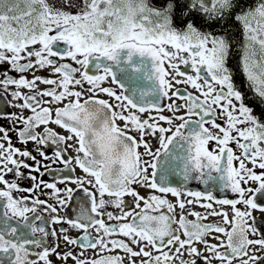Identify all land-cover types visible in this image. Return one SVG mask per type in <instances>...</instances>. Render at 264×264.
I'll return each instance as SVG.
<instances>
[{"label": "snow or ice", "instance_id": "1", "mask_svg": "<svg viewBox=\"0 0 264 264\" xmlns=\"http://www.w3.org/2000/svg\"><path fill=\"white\" fill-rule=\"evenodd\" d=\"M229 20L242 31L238 68L252 104L245 102L229 67L236 46ZM90 65L102 73L90 75ZM38 71L48 76L36 75ZM140 80L151 83L144 87ZM39 84L51 87L37 90ZM0 88L18 101L11 106L21 109L3 117L8 128L0 125V264H54L51 256L63 264H264V228L252 215L253 210L264 212L258 203L264 199V0H61L59 7L49 0H0ZM161 97L170 102L162 107ZM165 108L169 115L163 114ZM24 110L30 114L25 116ZM9 131L17 132L24 148L13 145ZM146 136L160 146L153 150ZM49 144L59 145L55 159L71 171L75 164L85 174L61 181L82 188L90 204L81 203L77 218L65 221L83 232L79 238L62 237L66 246L80 248L79 254L48 246L44 238L50 233L29 222L28 213L34 214L33 221H62L39 214L46 201L36 197L29 207L30 196L14 195L32 194L43 186L53 190L61 206L72 198V188H58L32 174L42 176L40 168L48 167L37 155L50 159L40 148ZM69 149L75 155L65 159ZM176 167L185 181L211 180L239 198L217 199L212 191L171 186L167 177ZM256 168L262 171L258 174ZM9 174L12 179L6 178ZM20 180H30L32 186L24 188ZM249 182L258 186H242ZM138 188L160 195L142 196ZM168 194L176 198L174 203ZM185 195L192 199H183ZM198 203L204 214L186 211ZM214 203L230 206L231 219ZM43 210L57 212L52 205ZM105 216L115 223H106ZM217 216L222 222H204ZM12 219L17 225L9 223ZM88 249L98 258H87Z\"/></svg>", "mask_w": 264, "mask_h": 264}, {"label": "flooded vegetation", "instance_id": "2", "mask_svg": "<svg viewBox=\"0 0 264 264\" xmlns=\"http://www.w3.org/2000/svg\"><path fill=\"white\" fill-rule=\"evenodd\" d=\"M50 3L55 4V6L59 7L61 0H49ZM74 11V9H73ZM232 21V20H229ZM227 26L231 28V32L230 35L233 36L235 38L236 41V46L235 48L232 50V54L230 55V59H229V67L230 69L234 70L235 75H234V83L236 84L237 88L244 94L245 96V102L248 104H252L254 103V101H252L251 99H249V97L252 96V93L247 89L246 86V82L245 79L243 77V75L239 72V47L240 44L239 42L242 40V31L240 26L233 22L231 24V22H227ZM204 31H213L212 28H205L203 29ZM215 31L219 32L220 28L219 26H217L215 28ZM68 63H73L71 61H66ZM73 66H76L73 64ZM3 67H7V65H4ZM181 70H185L184 66L181 65ZM113 71L116 72L117 76L122 75L118 68L116 66H113ZM188 72H191V69H188ZM102 73V69L97 70L95 67H93L92 65H90V71L89 74L93 75V74H101ZM36 75H41V76H48V73L45 71H38L36 72ZM29 78H31V76H29ZM110 83V79L109 81H106L105 84H109ZM139 85L141 86H148L151 82L147 81V80H140L137 82ZM47 87H51L49 85H44V84H39L38 89H44ZM85 87H88L87 85H85ZM178 87L181 88H188V91H194L193 89H191L190 86H185V85H179ZM22 92H27V89H21ZM0 125L4 126L5 128L9 127V120L6 118H3L4 116H6L8 113H20L21 109L11 106L14 105L16 103H18L17 100H15L12 95L10 94V92H5L3 88H0ZM87 98V94H85L84 97H82V101L83 99ZM99 98L102 99H108V97L105 94H99ZM43 99H48L47 97H44ZM170 101L165 98V97H161L160 98V104L161 106H165L167 103H169ZM179 102V101H178ZM259 110V109H257ZM134 111V110H133ZM23 114L25 116H28L30 114V110H24ZM155 114V113H153ZM164 115H169V113L167 112L166 108L165 111L163 112ZM146 115V114H145ZM220 122V121H218ZM116 123L123 127V121L117 120ZM176 123H179V121H177ZM50 127L54 128L58 133H61L63 135H68L67 132H65L64 130L60 129L59 127L55 126V125H49ZM167 126V125H164ZM23 125H17V128H22ZM43 126L38 127L36 129L37 132L42 131ZM132 136H135L138 138V134L135 131H132L129 133ZM9 136L12 138V143L15 147L18 148H24L25 145H22L18 140H17V132L16 131H9ZM145 140H147L150 145L152 146L153 150H155L156 148H158L159 145V141L157 139H155L152 136H146ZM27 149L29 151H31L34 147L32 142H29L27 144ZM57 147H59V145H41L40 148L41 150L48 156L50 157V159H43L40 156H38L36 154V152H33V155H37V159L40 160L41 165H48V167H41L40 168V173H43V175L41 176L39 173H35L33 172V175L37 176L38 180H43L44 183H55L57 185L58 188L64 189L65 187H69L72 188L73 191V195L72 198L67 200L65 205L61 206L60 204L57 203L56 198L53 195V190L51 189H47L44 188L43 186H41L40 189L36 190L34 193L29 194L27 192H16L14 193L15 196L17 197H23V196H30L29 201L27 202L28 206L31 207L32 203L31 200L38 197L40 200L46 201L45 205H41L38 207V212L42 217L50 218L51 216H59L62 219V221L60 223H53L51 222L50 219H48V222L46 223L44 220L41 221H33V213H28L29 217H30V223L34 222L37 225L43 226L46 228V230L50 233L46 238H44V243H46L48 246L53 247L56 245H59V247L57 248V251L59 252H66L69 250V248L73 249L76 254H79V252L81 251L80 248H78L75 245H69L66 246L65 242L63 240V235H68L72 238H79L83 235L82 230H78V229H73L69 224H67L65 221L68 219H73L75 220L79 214L80 211V204L81 203H86V206L90 207V204H88L85 201V194L83 192L82 188L77 187L76 184L74 183H62L61 181L63 180L64 177L69 176V177H83L85 174L83 173V171L76 166L75 164H73L71 167L74 169V171H71L69 168H66L65 165L63 163H61L58 159H55L54 157V152L57 150ZM209 147H212V144L209 145ZM230 147H233L234 151L239 155V149L236 148V146L234 144H230ZM138 151H140L141 153H143L144 149L141 146ZM75 155V152L72 149H69L67 151V154L65 156V159H67L68 157H72ZM82 155V154H81ZM163 158V157H162ZM143 159H150L149 157L144 156ZM29 164H32V161L29 160L27 161ZM174 164L179 165L180 161L176 160L173 161ZM236 163V162H234ZM238 166V164H237ZM248 167H252L251 164H248ZM22 172L27 173L26 169H21ZM152 170L149 169V172H151ZM159 171V170H158ZM255 171L259 174L262 170H260L259 168H256ZM213 175H215V173H213ZM7 179H12L13 177L11 176V174H9L8 177H6ZM91 179V177H89ZM159 179V175L157 177ZM204 180H207V175L204 176L203 178ZM167 182L169 185L171 186H175V187H180L184 190H191V191H201V192H206V191H212L213 195L217 198V199H238V194L231 192L230 189H223L220 190V188L217 186V183L214 181L209 180L207 184H205L203 182V180H195V179H189L187 181L184 180L182 171L180 167H176L175 171L170 174L167 177ZM18 183H20V185L24 188H29L32 186V181L30 180H20L18 181ZM245 187H251L253 189H255L258 184L255 182H249L248 185H242ZM84 187L89 188L91 191H96L91 185L85 184ZM0 188H3V185H0ZM138 191L140 192V194L142 196H147L149 194H157L160 195V193L155 192L154 190H152L150 192V190L147 189H143V188H138ZM64 193H61V198L64 197ZM259 195V194H258ZM105 199H110L107 195L105 196ZM124 199L126 201L131 200V197L125 196ZM167 199H169V201L171 202H175L174 197L171 196V194H168ZM183 199L188 200V199H192V197H189L187 195H185L183 197ZM207 201H201V203H206ZM0 203H2V201H0ZM258 203L264 205V199H259ZM47 205H52L54 207H56L57 212L56 213H51L49 212H45L43 209L47 206ZM141 206H143V204H141ZM214 208H216L217 210H219L220 208H224L225 210L228 211L229 213V219H231L232 217V212H231V208L230 206H222V205H218V204H213ZM238 208H243V205L238 204L237 205ZM109 211H115L111 206H109L108 208ZM128 209L125 208V211H127ZM189 210H194L197 212H200L201 214H204L206 212V210L204 208H202L200 206V204H195L194 206H188V209H186V211ZM138 211V209H137ZM179 211V209H177V212ZM252 215L254 217L257 218L258 221V227L264 228V212H260L257 210H253ZM105 219L106 223H115V221L113 222H109L105 217H102ZM188 219L192 220L195 219L192 216H188ZM3 220L2 215H0V221ZM123 222V221H122ZM205 223L207 222H222V217H209L208 221H204ZM10 224L12 225H17L18 221L16 219H12L9 221ZM249 223H252V221H249ZM225 228L230 229L231 225L230 224H225L223 225ZM67 229V232L65 233H61V229ZM55 231L56 235L53 236L51 235V232ZM91 231V230H90ZM92 236H95L96 233L94 231L91 232ZM214 235H220V234H214ZM35 238L40 239L41 238V234L40 233H36L35 234ZM118 238H122V237H118ZM222 239H225V237H221ZM211 243H217V241L215 239H210ZM42 249H33V251H41ZM221 251H223V249H221ZM109 254H115V253H103V255H109ZM207 254V253H205ZM260 255H264V252L260 253ZM86 256L87 258H93L96 257L98 258V253L94 252L91 249H88L86 251ZM50 259H52L54 261V264H63L62 261L58 260L55 256H51ZM67 264H73L72 260H68ZM125 264H127V262H125ZM213 264H217L216 261H213Z\"/></svg>", "mask_w": 264, "mask_h": 264}, {"label": "trees", "instance_id": "3", "mask_svg": "<svg viewBox=\"0 0 264 264\" xmlns=\"http://www.w3.org/2000/svg\"><path fill=\"white\" fill-rule=\"evenodd\" d=\"M227 22H229V23L231 22V24L233 23V21H227Z\"/></svg>", "mask_w": 264, "mask_h": 264}, {"label": "rangeland", "instance_id": "4", "mask_svg": "<svg viewBox=\"0 0 264 264\" xmlns=\"http://www.w3.org/2000/svg\"><path fill=\"white\" fill-rule=\"evenodd\" d=\"M74 11H75V9H74Z\"/></svg>", "mask_w": 264, "mask_h": 264}]
</instances>
